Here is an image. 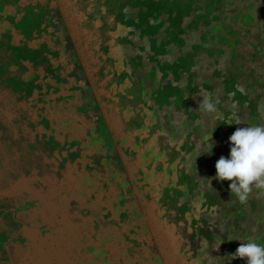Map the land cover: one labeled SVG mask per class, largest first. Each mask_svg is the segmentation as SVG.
<instances>
[{
    "label": "rangeland",
    "instance_id": "374dc122",
    "mask_svg": "<svg viewBox=\"0 0 264 264\" xmlns=\"http://www.w3.org/2000/svg\"><path fill=\"white\" fill-rule=\"evenodd\" d=\"M247 126L264 0H0V264H185L167 250L186 227L216 254L263 240L264 190L241 204L215 179ZM150 181L181 193L168 212Z\"/></svg>",
    "mask_w": 264,
    "mask_h": 264
},
{
    "label": "clouds",
    "instance_id": "9594fccd",
    "mask_svg": "<svg viewBox=\"0 0 264 264\" xmlns=\"http://www.w3.org/2000/svg\"><path fill=\"white\" fill-rule=\"evenodd\" d=\"M218 104V100L214 102L209 97H203L199 109L205 113H215ZM208 139L211 140V135ZM229 141L230 155L227 158L221 156L216 161L215 179L230 181V192L236 195L241 204H246L253 185L264 190V126L239 127ZM212 147L213 144L210 145V152ZM237 258L246 259L247 264H264V244L255 242V239L243 241L231 255V260Z\"/></svg>",
    "mask_w": 264,
    "mask_h": 264
},
{
    "label": "trees",
    "instance_id": "16d2710c",
    "mask_svg": "<svg viewBox=\"0 0 264 264\" xmlns=\"http://www.w3.org/2000/svg\"><path fill=\"white\" fill-rule=\"evenodd\" d=\"M255 26H257V25H255ZM251 32H252V29L250 30V33ZM218 34H220V33L218 32ZM252 42H253V39H252ZM145 124L148 125L149 127H153V126H150L151 124H149L147 121L145 122ZM175 164H176V166H180V168H181L182 163L175 162ZM145 170H147V169L144 167L143 168L144 175H145ZM181 174L182 175L184 174L183 170H179L177 172V177L181 176ZM171 176H173V175H171ZM145 179H146V177H145ZM150 182L152 185H154V188H156V189H152L150 191L151 192L150 196L152 198V201L153 202L156 201L158 206H166L167 212L171 208L170 205L175 204V203H171V200L174 199V197H180V198L182 197L181 193L177 189L175 190L173 186L172 187L165 186V187L160 188V187H155L157 184H161L160 182H155V181H150ZM162 185L164 186V184H162ZM155 191L157 192L156 194H155ZM216 191L217 190L213 189V190H211V193H215ZM234 227H235V225H234ZM166 228H168V227H166ZM168 229L171 231L172 234L175 233V230L173 228H168ZM235 229L240 230V233L245 234V235L249 231L247 228H245V225H243V227L235 228ZM183 230H187V232L185 233V237H182L180 235V237H181L180 241H184V242L181 244L178 242L177 245H171L168 247L167 255H169V259L172 260V258H174V259L176 258L178 260L186 261L187 263H185V264H188L189 261L193 260V264H194L196 262L197 258L200 256L201 257V259L199 260L200 264H218V261H217L218 259L222 260L221 264H247L246 259L237 258V259L231 260V255L233 254V251L238 247H237L236 242H234L232 244L226 243L225 242V236H222V245L224 244L222 251L220 250V251H218V254H216L215 251H214V253H211L212 250H211V247L209 245L211 242H207V239L201 240V245L194 247L195 245H194L193 241L195 240L194 235H196L194 230L190 227H186ZM222 234H223V232H222ZM246 236H248V235H246ZM213 238L215 239V237H213ZM213 238H211V239H213ZM217 239H218V237H217ZM114 242H117V241H114ZM255 242H257L259 244H264V238L262 240L261 236L258 234V241H255ZM97 244L98 243L95 242L93 246H97ZM112 245L113 244H110L109 247L113 248L114 252L118 249L116 252L120 254V257H122L123 259H127V256L124 254L123 249L121 250V248L118 244H114L113 246ZM147 255H148V253L146 250L145 253H143L144 258L140 256L139 260L141 261L140 262L141 264H158V262H160V260L158 258L157 259L151 258V262H150L149 257H147ZM226 258H230V259H226ZM111 264H119V261L111 260Z\"/></svg>",
    "mask_w": 264,
    "mask_h": 264
}]
</instances>
